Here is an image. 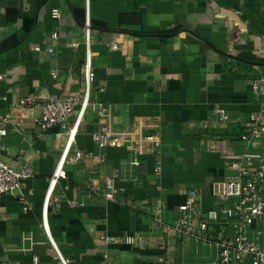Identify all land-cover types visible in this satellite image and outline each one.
<instances>
[{
    "label": "crops",
    "instance_id": "0c3cea01",
    "mask_svg": "<svg viewBox=\"0 0 264 264\" xmlns=\"http://www.w3.org/2000/svg\"><path fill=\"white\" fill-rule=\"evenodd\" d=\"M55 7L61 12L57 21L50 16ZM86 21L91 96L107 113L87 111L77 122L76 108L66 129L40 131L34 124L37 108L18 102L82 96L85 51L70 44L81 39ZM53 31L57 40L50 38ZM111 43L118 50L111 51ZM260 73L264 0H0V120L11 117L0 152L6 163L33 170L19 190L0 196V264H35L34 258L36 264H60L49 237L70 264H210L212 247L153 225L152 200L165 202L166 224L178 215L182 188L199 191L196 205L202 211L217 206L212 184L236 173L235 155L245 150L238 140L242 125L260 109L251 92ZM73 127L70 154L100 153L91 134L103 127L113 133L156 132L159 144L151 154L111 145L99 160L68 158L65 177L56 181L44 208ZM261 150L262 141L249 148ZM111 177L123 204L90 192L92 185L104 189ZM135 234L148 238L144 248L123 241ZM105 235L118 241L104 244Z\"/></svg>",
    "mask_w": 264,
    "mask_h": 264
},
{
    "label": "built area",
    "instance_id": "2783aa9c",
    "mask_svg": "<svg viewBox=\"0 0 264 264\" xmlns=\"http://www.w3.org/2000/svg\"><path fill=\"white\" fill-rule=\"evenodd\" d=\"M50 16L55 21L59 20L61 18L59 8L51 9ZM50 38L57 40V32L53 31ZM91 42L90 23L86 21L81 39L70 44L72 49H77L83 45L85 51L84 60L79 70V84L83 89L81 97L77 95L65 97L49 95L45 99L35 100L27 97L18 102L19 107L33 104L37 108L39 113L34 118V124L40 131L53 126L66 129L76 108H78L77 122L87 111L99 116L106 115L107 108L91 96L94 79ZM34 50L40 51L41 49L36 47ZM110 50H118L117 44L111 43ZM45 51L50 55H55V51L51 47L46 48ZM251 92L259 99L260 109L250 115L242 125L243 129L238 140L245 150L243 153L235 155V175L212 184V192L216 198L217 206L212 210L202 211L196 205L199 191L193 187L182 188L179 190V194L184 197V201L178 207V215L172 224H166L163 221L165 202L160 197L152 200L151 219L153 225L171 230L181 238H190L196 243L212 247L215 250V256L210 264H264V150L249 151L255 142H264V73L258 74L251 83ZM216 114L221 121L227 120L223 111H216ZM10 122V114L1 118L0 139L6 135L5 126ZM68 133L67 142L48 184L44 208L50 202L56 181L65 177L64 164L68 158L73 161H83L88 157L99 160L102 158L103 151L111 145L126 146L137 154H151L156 151L159 144V136L156 132L136 133L133 130H128L113 133L103 127L91 134L93 144L100 153L91 155L77 150L70 154L69 149L76 133V127H73ZM158 173L159 168L155 167L154 174ZM32 175L33 170L28 164H8L3 160L0 152V196L12 194L19 190L23 180ZM114 178L106 179L104 189L92 185L90 192L96 196H103L106 201L123 204L125 199L120 197L122 195L118 197L119 194L114 189ZM131 180L137 181L135 177ZM20 200L27 204L22 196ZM43 228L48 235L45 222ZM226 228L230 229L229 234L224 233ZM100 240L104 244L118 241L109 235L102 236ZM123 241L139 248H144L148 244V238L138 234L128 236ZM49 242L59 263L70 264V260L61 255L50 237ZM33 260L36 264V259ZM158 261H162V259L159 258Z\"/></svg>",
    "mask_w": 264,
    "mask_h": 264
}]
</instances>
